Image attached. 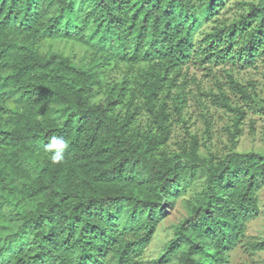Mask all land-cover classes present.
I'll return each instance as SVG.
<instances>
[{
    "label": "trees",
    "instance_id": "trees-1",
    "mask_svg": "<svg viewBox=\"0 0 264 264\" xmlns=\"http://www.w3.org/2000/svg\"><path fill=\"white\" fill-rule=\"evenodd\" d=\"M228 1L0 0V264H136L164 207L200 178L187 217L149 264L229 263L264 188V156L235 152L243 110L210 95L236 114L224 157H200L191 135L167 149L172 123H184L189 67L264 63V0L217 23ZM56 40L85 46L89 61L42 50ZM111 64L135 75L134 88L103 82ZM226 77L264 117V102ZM52 135L68 141L57 166L44 152Z\"/></svg>",
    "mask_w": 264,
    "mask_h": 264
},
{
    "label": "rangeland",
    "instance_id": "rangeland-1",
    "mask_svg": "<svg viewBox=\"0 0 264 264\" xmlns=\"http://www.w3.org/2000/svg\"><path fill=\"white\" fill-rule=\"evenodd\" d=\"M258 0H229L217 16V23L230 22L239 14L238 4L242 2H257ZM215 24L207 23L201 28L198 39L210 31ZM42 50L61 52L74 62L89 61L90 52L76 42L52 41L43 43ZM226 73H229L243 86L256 101L264 102V63L258 61L252 68L239 70L230 67H216L211 71L189 67L188 74L195 81L185 90L186 107L182 117L184 123H172L171 138L167 143L169 151L178 152L179 148L189 141L188 136H195L198 141L199 155L202 158L214 156L224 157L231 148L229 132L233 131V120L236 114L221 107L211 94L223 92L232 107L243 110L244 117L240 121V135L236 138L235 152L255 153L264 156V117L256 105L246 102L238 94L230 91ZM123 78H128L134 88L135 75L127 73V67L122 64H111L104 68L102 80L112 84ZM220 87V88H219ZM221 89V91H220ZM147 120L145 112H140L138 123L143 126ZM176 120V119H175ZM203 179L196 181L186 196L178 199L172 206H165V217L160 223L142 259L136 264H149L158 258L163 247L173 236L175 228L187 217V201L201 189ZM258 218L247 224L245 239L229 256L228 264H264V251H254L252 246L264 240V188L259 192Z\"/></svg>",
    "mask_w": 264,
    "mask_h": 264
},
{
    "label": "clouds",
    "instance_id": "clouds-1",
    "mask_svg": "<svg viewBox=\"0 0 264 264\" xmlns=\"http://www.w3.org/2000/svg\"><path fill=\"white\" fill-rule=\"evenodd\" d=\"M68 148V141L61 136L52 135L44 145V152L52 166H57L65 161V151Z\"/></svg>",
    "mask_w": 264,
    "mask_h": 264
}]
</instances>
